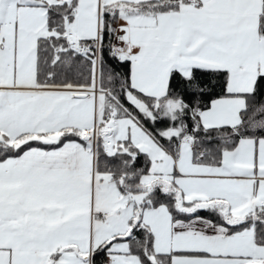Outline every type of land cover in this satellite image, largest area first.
Wrapping results in <instances>:
<instances>
[{
    "label": "snow or ice",
    "instance_id": "snow-or-ice-1",
    "mask_svg": "<svg viewBox=\"0 0 264 264\" xmlns=\"http://www.w3.org/2000/svg\"><path fill=\"white\" fill-rule=\"evenodd\" d=\"M0 264H264V0H0Z\"/></svg>",
    "mask_w": 264,
    "mask_h": 264
}]
</instances>
